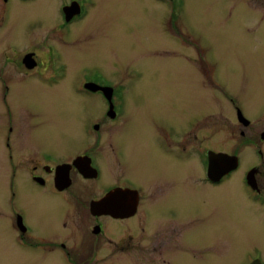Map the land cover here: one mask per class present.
<instances>
[{
	"label": "rangeland",
	"instance_id": "rangeland-1",
	"mask_svg": "<svg viewBox=\"0 0 264 264\" xmlns=\"http://www.w3.org/2000/svg\"><path fill=\"white\" fill-rule=\"evenodd\" d=\"M56 3L57 0H36L10 13L7 26L0 30V43L15 42L19 46L22 51L13 55L15 59H20L29 46L27 39L35 42L49 39L46 28L58 21ZM96 3L92 15L89 12V17L73 26L74 31L78 30L71 32L70 44L61 48L69 66L74 71L81 66L97 67L115 81L122 80L123 74L142 73L140 79L124 80L129 89L128 113L133 111L123 125L116 124L119 127L116 136L120 138L116 145L123 149L124 157L118 163L107 158L102 164V182H111L117 174L129 176L149 192L146 203L153 215L172 208L182 212L185 219L181 208H190L194 195L190 185L181 181L186 172L184 159L164 152L169 151L168 146L162 152L156 143L153 145L150 123L167 118L182 126V118L189 117L193 100L200 117L208 109L211 114L198 125L199 138H211L215 145L223 146L224 121H229V109L207 80L200 61L209 65L216 83L233 91L251 111L246 94L264 96V0H182L179 21L172 16L168 0H96ZM26 42L29 44L25 47ZM193 42H200L202 52ZM15 72V66L11 65L6 75ZM11 81L10 113L0 100V264H55L36 250H25L10 242L14 232L8 210L15 207L23 211L28 225L39 236L54 240L70 238V234L63 223L65 209L57 202L61 197L48 186L38 188L24 183L21 176L17 196L11 195L9 160L13 153L4 143L8 129L2 122L7 117L21 122L18 138L26 140L21 146H12L15 152L45 149L60 151L59 157H65L89 143L80 133V126H70L69 119L75 115L80 121L77 114L96 110V105L102 103L97 95L77 93L80 82L75 78L54 85L38 78ZM80 95L85 97L82 99ZM18 96L28 111L13 108ZM208 119L215 125L214 133L204 128ZM231 130H235L234 125ZM12 138L13 143L17 136ZM182 169L179 176L177 171ZM197 197L196 194L195 201ZM208 197L204 208L209 210L197 206L195 212L206 216L210 225L197 219L193 222L202 234L210 226L207 231L210 242L205 235L198 241L196 251L180 249L175 237L178 223L153 224L149 235H144L145 241H141L148 249L104 257L98 264H162L170 258L181 262L188 258L184 264H206L196 257L206 254L208 243L211 252L215 250L209 252L212 261L215 260L212 264H243L237 256L241 248L258 244L264 250V215L255 206L242 205L240 189L226 184L212 188ZM254 218L259 222L255 223ZM69 221L75 227L77 213L73 212ZM76 229L77 240L78 225ZM165 240L168 246L163 244ZM101 243V256H106L110 248L104 240ZM248 249H243L242 254Z\"/></svg>",
	"mask_w": 264,
	"mask_h": 264
},
{
	"label": "flooded vegetation",
	"instance_id": "flooded-vegetation-1",
	"mask_svg": "<svg viewBox=\"0 0 264 264\" xmlns=\"http://www.w3.org/2000/svg\"><path fill=\"white\" fill-rule=\"evenodd\" d=\"M35 1L0 0V30L7 26L10 13L18 12L21 5L28 7ZM168 1L171 4L172 16L179 21L178 13H182V0ZM96 4V0H57L58 21L46 28L49 39L39 42L27 39L30 44L26 42L25 47L27 44L29 46L18 60L13 55H18L22 50L18 49L19 46L15 42L5 45L0 43L3 49L0 51V100L8 113L12 103L10 98L13 94L12 79L19 82L38 78L48 85H54L59 81L75 78L80 82L77 93L97 95L102 103V106L96 105V110L77 114L80 121L75 115L69 119L70 126L75 128L80 126V133L88 138L89 143L65 157H59L61 152L55 150L39 149L28 153V150L18 149L15 152L12 146H21L26 140L18 138L21 122L8 117L2 122L8 129L4 143L13 153V156L10 154L9 160L12 167L9 181L11 195L17 196L21 176L24 183L38 188L48 186L61 197L57 202L65 209L63 223L70 234V238L54 240L39 236L28 225L21 209L9 208L10 228L14 232L10 235L11 244L25 250H36L41 257H48L55 264H98L104 257L128 252L131 254L133 250L145 251L148 248L141 244V241H145L149 235L150 226L171 222L180 225L175 234L180 249L185 247L188 251L194 252L200 244L198 241L205 235L210 242L207 236L210 226H207L206 230L203 229L205 233L202 234L196 230L193 222L197 219L202 224L204 222L210 225L208 218L195 210L197 206L204 208L209 202L208 193L212 188L226 184L240 189L243 206H255L264 215V96L246 94L251 111L248 110L233 91L215 82L211 77L209 65L203 61H200V64L206 70L207 80L212 88L222 95L229 109L227 117L229 121H224L221 142L223 146L215 145V140L211 138L203 140L199 138L198 125L206 121L211 114L208 109L201 113L200 117L198 105L194 104L193 100L188 110L189 117L182 118L184 121L182 126L167 118L155 119L150 123L154 135L153 145L156 143L162 152L168 146L169 151L164 152L175 155L178 160V156L184 159L186 172L181 181L190 185L194 195L192 206L181 208L186 218L182 217V212L172 208L160 212V215H156V212L153 215L146 203L149 192L129 176L117 174L111 182H102V164L107 162V158L118 163L124 157L123 149L116 145V141L120 139L116 136L119 132L116 124L123 125L127 117H131L133 113V111L128 113L126 97L129 89L124 80L131 77L140 79L142 73L123 74L122 80L115 81L97 67L81 66L74 71L69 66L61 48L70 44L71 32L78 30L77 28L74 31L73 26L89 17V12L92 15L96 10ZM194 45L202 52L200 42ZM14 60L17 63H12ZM11 65L15 66L17 72L6 75L7 68ZM79 97L83 99L85 96ZM22 101L19 96L16 97L13 108L21 107L28 111V106L20 104ZM86 116L91 117L86 119ZM208 121L210 120L205 122L204 128H208L209 133H214L215 125L211 121L208 125ZM233 125L234 131L231 130ZM13 136L17 138L12 143ZM182 171L183 169L178 170L177 174L180 176ZM196 194L198 197L195 201ZM73 212L78 216L76 225L80 231L78 233L80 239L77 240L74 239L77 234L76 225L72 226L69 221ZM254 222L258 223L259 219L254 218ZM224 223L239 230L227 221ZM102 240L110 248V253L106 256H101ZM163 244L169 245L166 240ZM210 245L207 244V255L199 254L197 260L206 264L215 261H212L209 255ZM248 247L250 249L244 250L242 254L241 251ZM212 252L215 253V250L212 249ZM237 256L240 257L239 262L243 264L253 261L264 264V250L258 244L241 248ZM187 259L183 262L178 259V261L164 259L162 264H184Z\"/></svg>",
	"mask_w": 264,
	"mask_h": 264
},
{
	"label": "water",
	"instance_id": "water-1",
	"mask_svg": "<svg viewBox=\"0 0 264 264\" xmlns=\"http://www.w3.org/2000/svg\"><path fill=\"white\" fill-rule=\"evenodd\" d=\"M95 204H97V203H95ZM249 264H261V263H259L258 261H253V262H251Z\"/></svg>",
	"mask_w": 264,
	"mask_h": 264
}]
</instances>
